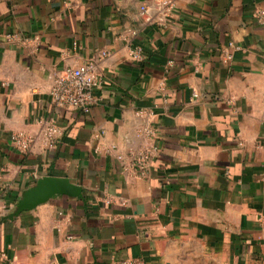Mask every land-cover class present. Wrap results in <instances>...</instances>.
<instances>
[{"label": "crops", "instance_id": "obj_1", "mask_svg": "<svg viewBox=\"0 0 264 264\" xmlns=\"http://www.w3.org/2000/svg\"><path fill=\"white\" fill-rule=\"evenodd\" d=\"M259 9L264 0H0V264H186L196 249L264 264ZM89 58L103 74L91 109L57 107L53 73ZM50 118L53 149L41 135ZM17 131L40 135L22 151ZM145 144L156 149L139 176L125 165ZM47 176L72 191L21 208Z\"/></svg>", "mask_w": 264, "mask_h": 264}, {"label": "built area", "instance_id": "obj_2", "mask_svg": "<svg viewBox=\"0 0 264 264\" xmlns=\"http://www.w3.org/2000/svg\"><path fill=\"white\" fill-rule=\"evenodd\" d=\"M146 11L147 7L141 6V12L145 13ZM258 15L261 20H264V9H259ZM102 53L103 55L110 54L108 51ZM131 54L134 58H141V48H133ZM102 82L103 74L100 71L99 62L94 58H89L78 65L68 66L54 72L49 92L52 102L57 107H77L88 112L96 100L94 91ZM60 133L61 127L53 118L45 120L41 130L44 146L51 149L56 148ZM143 133L149 136L154 132L152 128L146 127L143 129ZM39 135V133L17 131L11 135V140L18 149L28 151ZM155 149V146L145 144L144 147L134 152L131 161L125 165V168L139 176L146 175ZM117 157L123 159L122 154H118ZM122 264H134V262L124 261Z\"/></svg>", "mask_w": 264, "mask_h": 264}, {"label": "water", "instance_id": "obj_3", "mask_svg": "<svg viewBox=\"0 0 264 264\" xmlns=\"http://www.w3.org/2000/svg\"><path fill=\"white\" fill-rule=\"evenodd\" d=\"M57 191L71 192L72 188L68 182L59 177H44L38 181L31 193L24 198L21 208L30 207L48 197L51 192Z\"/></svg>", "mask_w": 264, "mask_h": 264}, {"label": "rangeland", "instance_id": "obj_4", "mask_svg": "<svg viewBox=\"0 0 264 264\" xmlns=\"http://www.w3.org/2000/svg\"><path fill=\"white\" fill-rule=\"evenodd\" d=\"M186 264H236V262L230 256L224 257L220 253L196 249L193 260L186 262Z\"/></svg>", "mask_w": 264, "mask_h": 264}]
</instances>
